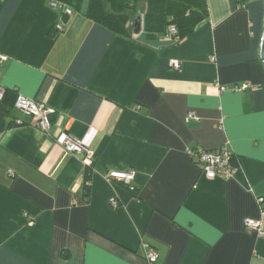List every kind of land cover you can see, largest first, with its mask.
Segmentation results:
<instances>
[{"label": "crops", "instance_id": "1", "mask_svg": "<svg viewBox=\"0 0 264 264\" xmlns=\"http://www.w3.org/2000/svg\"><path fill=\"white\" fill-rule=\"evenodd\" d=\"M206 1L186 37L146 42L81 12L59 31L51 0H0V85L55 110L49 132L15 108L6 122L23 123L0 131V264H151L145 245L158 264H264L244 223L264 228V0ZM61 132L94 152L88 197ZM223 145L229 177L187 153ZM130 169L131 185L106 176Z\"/></svg>", "mask_w": 264, "mask_h": 264}, {"label": "trees", "instance_id": "2", "mask_svg": "<svg viewBox=\"0 0 264 264\" xmlns=\"http://www.w3.org/2000/svg\"><path fill=\"white\" fill-rule=\"evenodd\" d=\"M62 5H67L74 12L100 22L109 29L126 35H137L144 32V39L150 42L170 35L172 42H178L190 34L196 26L208 17L209 9L206 0H54ZM145 3L141 12L140 4ZM62 21L67 24L72 15L60 11ZM141 17L139 31H135V18ZM133 26V27H132ZM176 28L175 33H170L169 27ZM17 93L6 89L0 98V131L7 130L15 124H22L16 120H6L11 116ZM234 155L233 163L238 165ZM93 173L92 164L87 166L85 195L90 191V180ZM130 188H134L129 186ZM158 264V262H157Z\"/></svg>", "mask_w": 264, "mask_h": 264}, {"label": "built area", "instance_id": "3", "mask_svg": "<svg viewBox=\"0 0 264 264\" xmlns=\"http://www.w3.org/2000/svg\"><path fill=\"white\" fill-rule=\"evenodd\" d=\"M51 4L55 6L60 11L63 10L64 13L68 15H73L74 11L71 7L67 5H62L61 3L51 0ZM66 24L60 18L56 24V29L61 31L64 29ZM170 33H175L176 28L174 26L169 27ZM7 56L0 52V62L6 60ZM214 59V58H212ZM172 64L176 67L179 66L178 61H172ZM249 84L234 85L232 88L237 90H245L249 87ZM228 87L220 86V90H226ZM5 93V89L0 85V98ZM14 108L20 111L22 114L27 115L31 118L32 124L40 127L44 131L49 132L53 124V114L55 110L45 103L38 101L34 98H29L24 95L18 94ZM189 116L198 119L194 111L189 112ZM19 123L21 120L16 119ZM57 141L69 152L82 154L84 161L90 165L94 159V152L85 144V142L70 133L61 132L57 136ZM187 153L190 155L192 160L199 166L202 167L204 174L208 178L215 177H229L235 171V165L233 163L234 153L229 148L228 145H223L217 149H207L202 146L189 147ZM136 171L134 169L130 170H110L107 173V178L109 180H119L128 185H131L133 179L135 178ZM263 198L260 197L259 201L263 202ZM111 204L113 206H118L119 201L116 197L111 198ZM245 225L250 228L257 230L260 236H264V228L261 222L252 218L244 219ZM146 246V258L151 264H157L159 259V253L156 248Z\"/></svg>", "mask_w": 264, "mask_h": 264}, {"label": "water", "instance_id": "4", "mask_svg": "<svg viewBox=\"0 0 264 264\" xmlns=\"http://www.w3.org/2000/svg\"><path fill=\"white\" fill-rule=\"evenodd\" d=\"M141 26V17L138 15L135 18V31H139ZM260 58L264 62V31L261 39V47H260Z\"/></svg>", "mask_w": 264, "mask_h": 264}]
</instances>
